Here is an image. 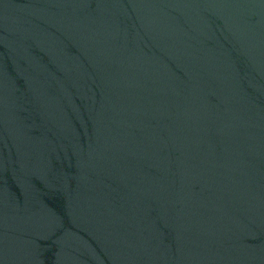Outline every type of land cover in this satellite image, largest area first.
<instances>
[{"label":"water","instance_id":"obj_1","mask_svg":"<svg viewBox=\"0 0 264 264\" xmlns=\"http://www.w3.org/2000/svg\"><path fill=\"white\" fill-rule=\"evenodd\" d=\"M0 264H264V0H0Z\"/></svg>","mask_w":264,"mask_h":264}]
</instances>
